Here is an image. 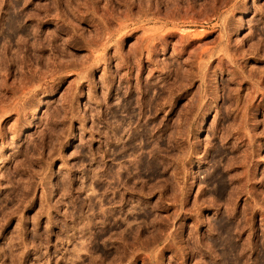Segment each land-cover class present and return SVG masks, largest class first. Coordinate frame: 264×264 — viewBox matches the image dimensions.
<instances>
[{"label":"rangeland","instance_id":"obj_1","mask_svg":"<svg viewBox=\"0 0 264 264\" xmlns=\"http://www.w3.org/2000/svg\"><path fill=\"white\" fill-rule=\"evenodd\" d=\"M0 264H264V0H0Z\"/></svg>","mask_w":264,"mask_h":264}]
</instances>
